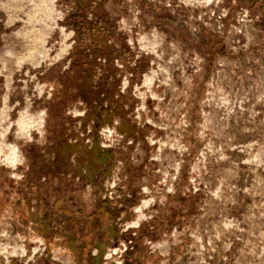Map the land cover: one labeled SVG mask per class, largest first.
<instances>
[{
	"label": "rangeland",
	"instance_id": "374dc122",
	"mask_svg": "<svg viewBox=\"0 0 264 264\" xmlns=\"http://www.w3.org/2000/svg\"><path fill=\"white\" fill-rule=\"evenodd\" d=\"M0 264H264V0H0Z\"/></svg>",
	"mask_w": 264,
	"mask_h": 264
}]
</instances>
